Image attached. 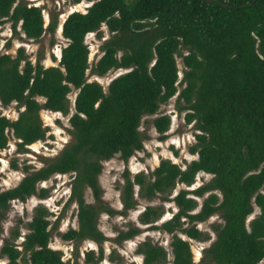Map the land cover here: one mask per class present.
I'll return each instance as SVG.
<instances>
[{"label": "trees", "instance_id": "trees-1", "mask_svg": "<svg viewBox=\"0 0 264 264\" xmlns=\"http://www.w3.org/2000/svg\"><path fill=\"white\" fill-rule=\"evenodd\" d=\"M247 1L93 0L85 10H72L64 17L61 33L67 40L60 48L57 64H32L22 47L14 55L0 52V102L23 105L15 118L0 113V148L7 142L6 129L19 139L20 149L42 138L45 127L39 109L65 113L67 92L72 87L77 89L74 111L68 118L72 140L16 184L0 189V218L11 199H24L33 193L43 196L46 188L36 191L37 181L54 172L74 170L69 199L76 201L77 226L67 228L61 236L103 240L97 216L101 210H116L100 199V160L116 153L126 159L139 149L141 116L154 113L179 82L182 86L177 100L182 99L181 107L188 109L185 120L194 119L198 129L190 146L196 157L184 166L161 158L149 176L137 171L130 178L124 169L119 186L121 211L135 203L134 184L141 197H151L167 193L177 183L190 184L198 171L210 173L206 182L190 191L180 188L171 197L177 210L160 223L161 228L172 232L170 264H206L203 257L213 264H260L264 257V0ZM5 18L13 27L19 21L23 34L32 39L44 30L52 31L55 25L52 17L44 26L40 7L24 0H0V22ZM101 22L111 33L101 42V53L88 65L84 35L96 30ZM181 47L186 52L179 53ZM177 53L185 67L179 81ZM88 66L96 74L112 67L130 68L113 76L104 90L96 80H86ZM150 122L163 132L169 116L157 114ZM85 187L94 202L84 200ZM206 191L199 205L195 196L188 194L201 196ZM253 203L259 212L246 222ZM159 209V205H145L138 214L139 221H154ZM215 211L222 222L213 224L214 239L194 261L188 240L175 230L189 238H204L206 234L194 223ZM46 215L42 204L34 207L21 248L3 240L0 254L7 258L4 264H67L60 251L48 245ZM137 231L133 225L119 231L117 238L130 237ZM17 234V230L12 231V235ZM136 249L142 254L140 264L166 261L167 252L160 244L144 239ZM84 254L86 261H95L102 257V249L97 255L92 249ZM112 264L127 263L117 260Z\"/></svg>", "mask_w": 264, "mask_h": 264}, {"label": "rangeland", "instance_id": "rangeland-1", "mask_svg": "<svg viewBox=\"0 0 264 264\" xmlns=\"http://www.w3.org/2000/svg\"><path fill=\"white\" fill-rule=\"evenodd\" d=\"M24 1L40 7L44 26L54 17V28L52 31L44 30L38 38L32 39L23 34L19 21L13 27L11 20L5 18L0 22V52L14 55L17 48L22 47L25 58L32 64L36 61L43 66L57 64L60 48L67 40L61 33V23L64 17L72 10H85L93 0H78L76 2L72 0ZM110 33L105 22H101L96 30L89 31L84 35V41L88 47V65L101 53L99 46L105 38L109 37ZM184 52L186 49L181 47L179 53ZM179 53L175 54L177 81L180 80L185 68ZM129 68L130 66L112 67L103 74H96L91 72L88 66L86 80H96L106 90V84L113 76ZM181 86L182 84L178 82L175 92L168 99L160 102L154 113L141 116L138 129L142 133V146L139 149H135L126 159L116 153L109 158L100 160L101 167L97 174V181L101 188L100 199L103 205L116 210L113 213L101 210L97 216V227L104 235L103 240L94 241L90 238L75 240L65 239L61 236V233L67 228L77 226L76 201L69 199L71 179L75 171L69 170L63 173L54 172L46 179L37 181L36 191L40 187L46 188V193L43 196L33 193L24 199L14 198L8 202L7 208L0 218V245L4 239H7L21 248L20 242L27 231L26 222L30 219L34 207L42 204L47 210L46 217L49 220L48 245L58 249L61 259L67 264H112L117 260L127 264H140L142 254L137 251L136 247L144 239L162 245L167 252L166 261L163 264H170L172 254L169 241L172 232L161 228L160 223L177 210L171 197L180 188L190 191V189L206 182L211 174L198 171L190 184L177 183L167 193H156L151 197H141L138 194V185L134 184L132 197L135 203L132 207L122 211L119 186L123 181L122 172L124 169L128 170L130 178L137 171H142L146 176H149L150 171L161 158H168L170 161L184 166L187 161L196 157V152H191L190 146L195 142L194 134L198 129L194 125V119L185 120L184 114L188 109L181 107L182 99L177 100ZM76 90L72 87L67 92L68 110L65 113L46 108L39 109L41 124L45 127L44 136L25 144V149L18 147L19 139L11 129H6L7 142L4 147L0 148V189L16 184L25 173L56 156L63 146L72 140L68 118L74 111L73 98ZM36 98L43 100V97L40 96ZM22 107L23 105L16 101L7 104L0 102V113L12 119L16 117ZM161 113H166L169 116V124L163 132H158L151 125L150 120L153 116ZM25 166L26 168H24ZM206 193L207 191L201 196L191 192L188 194L195 196L199 205ZM83 197L85 201L94 202V197L88 187L84 188ZM145 205H159L160 214L154 221L141 223L138 214ZM258 212V206L253 203L252 211L246 216V222ZM219 222H222V219L217 211L203 220L195 221L194 224L203 234H206L204 238L200 239L189 238L181 231L175 230L177 234L188 240L194 261L199 260L203 255V248L214 239L216 230L213 228V224ZM133 225L138 227L137 233L127 238H117L119 231L126 230ZM14 230L18 231L16 236L12 235ZM100 247L102 249L100 259L85 260L84 252L86 250L92 249L94 255H97ZM6 260V256L0 254V264H4ZM203 261L206 264H213L207 257H203ZM259 262L264 264V257Z\"/></svg>", "mask_w": 264, "mask_h": 264}, {"label": "water", "instance_id": "water-1", "mask_svg": "<svg viewBox=\"0 0 264 264\" xmlns=\"http://www.w3.org/2000/svg\"><path fill=\"white\" fill-rule=\"evenodd\" d=\"M206 1H209V0H206ZM253 0H248L247 2H246V4H249V3H251ZM223 4H226L225 2H222Z\"/></svg>", "mask_w": 264, "mask_h": 264}]
</instances>
